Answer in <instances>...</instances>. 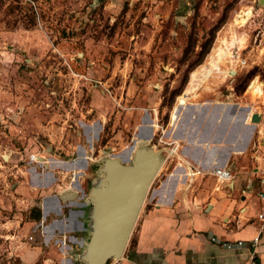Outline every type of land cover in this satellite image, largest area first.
<instances>
[{
    "label": "rangeland",
    "instance_id": "obj_1",
    "mask_svg": "<svg viewBox=\"0 0 264 264\" xmlns=\"http://www.w3.org/2000/svg\"><path fill=\"white\" fill-rule=\"evenodd\" d=\"M219 25L209 53L188 72L181 88L202 44ZM221 103V116L233 103L264 113L262 0H0V264H67L65 258L83 250L58 229L51 234L52 219L60 216L51 212L55 206L46 196L56 195L59 188H48V178L38 179L36 173L45 170L53 174L52 182L73 188L83 171L72 159H82L86 150L90 161L78 188L85 198L99 177L101 151L115 154L129 146L147 116L154 124L150 146L163 150L164 163L144 206L166 177L167 187L177 179L183 190L196 184L200 171L210 170L196 166L190 172L188 164L178 163L176 154L167 151L174 149L172 139L182 116L190 112L188 104ZM216 113L210 110L209 115ZM96 123L101 124L98 139ZM259 127L254 124L250 143ZM188 133L183 135L187 145L203 144V136L190 141ZM232 153L242 152L233 148ZM31 154L44 157L45 165L38 157V164L29 161ZM235 155L228 159L230 165ZM61 161L71 164L63 167ZM57 169L62 175L53 172ZM237 170L248 173L249 163L241 160ZM23 181L40 189L31 203L15 190ZM215 187L216 181H207L204 189ZM41 200L47 205L43 221L37 206ZM80 209L85 218L88 206L73 202L61 206V215ZM134 228L126 251L135 242ZM70 234L87 239L89 233Z\"/></svg>",
    "mask_w": 264,
    "mask_h": 264
},
{
    "label": "crops",
    "instance_id": "obj_2",
    "mask_svg": "<svg viewBox=\"0 0 264 264\" xmlns=\"http://www.w3.org/2000/svg\"><path fill=\"white\" fill-rule=\"evenodd\" d=\"M188 97L191 98L193 95L189 93ZM193 105L196 106H187L190 112L180 119L178 132L172 139L174 149L168 153L176 154L177 162L184 166L186 164L189 167L200 166L206 170L228 167L234 175L233 180L227 186V190L221 187H215L213 191L205 190V183L214 180L203 177L204 172L200 171L201 174L194 176H197L196 184L190 186L188 184L181 190L177 179L171 180L167 187L168 178L166 177L153 191V196L144 206L142 205L143 208L135 223L134 244L127 251L125 248L121 259L112 264H264V233L254 249L248 245L238 250H225L209 239L214 236L222 241L248 242L258 233L259 222L256 220V215L260 212L258 193L264 190V186L251 180L246 171L245 173L238 171L237 166L241 160H246L243 153L252 139L254 124L250 122L251 116L258 114L257 124L264 134V113L254 110V106L233 103L228 106L227 113L221 116L218 113L225 106L224 103L211 107L204 104ZM196 109L200 112H196ZM210 110L217 113L211 117ZM187 130L190 136L188 140L195 141L203 136V144L194 147L187 145L183 141L184 132ZM94 132H97V128ZM178 139L183 141V146ZM232 144L236 146L232 147ZM178 147L182 148L179 150ZM233 148L242 152L238 154L242 156V159L232 153ZM233 155L236 156L234 158L236 161L230 165L228 159ZM82 159L78 157L75 159L83 171V174L78 177L81 184L86 175L84 170L86 167ZM58 162L55 160V163ZM69 164L71 163L61 165L69 167ZM215 164L217 165L214 167ZM53 172L56 173L54 170ZM36 175L38 179L48 178V188L57 186L59 188L57 194L70 186L69 183L52 182L53 174L45 170ZM70 176L68 173L66 178ZM31 187L23 181L15 190L24 194V197L27 196L25 200L31 203L33 196L40 190ZM41 202L43 212L47 205L43 204L44 201L41 200ZM50 205L55 206L52 200ZM60 217L64 218L63 223L66 227L64 236L69 238L70 232L76 233L73 227L79 217L76 219L69 210Z\"/></svg>",
    "mask_w": 264,
    "mask_h": 264
},
{
    "label": "water",
    "instance_id": "obj_3",
    "mask_svg": "<svg viewBox=\"0 0 264 264\" xmlns=\"http://www.w3.org/2000/svg\"><path fill=\"white\" fill-rule=\"evenodd\" d=\"M190 105L196 106L193 104L188 106ZM182 108L183 105H180L179 110ZM258 121V114H253L252 124H257ZM153 125V119L146 116L138 126V133L132 138L129 146L115 154L111 153L110 149L101 151L102 154L96 161L98 166L96 171L99 177L91 182L85 198L83 192L80 193L78 190L80 187L78 177L83 174L82 172L77 174L73 188L62 190L56 195L46 196L52 199L55 207L51 212L57 216H61V206L71 204V202L79 203L80 207L88 206L89 208L85 218L82 209L69 210L76 219L79 217L73 227L74 231L81 233L87 230L89 234L87 239H77L74 235L69 236L68 239L79 242L83 250L80 254L65 258L67 264L75 262L106 264L110 259L114 261L121 259L150 186L163 163L161 158L163 150H155L150 146ZM96 126L97 132L94 136L98 139L101 124L96 123ZM140 131H145L146 134L139 135ZM88 141L89 148L92 149L93 140L88 138ZM205 144L208 147V144ZM82 157L86 167L87 161L90 160L85 150L82 152ZM40 202H37V206ZM46 215L47 213L42 212V221ZM63 219V217L52 219L51 234L54 235L56 229L64 233L66 227ZM55 224L58 228L52 227ZM59 241L65 244L64 239ZM70 254L72 255V252Z\"/></svg>",
    "mask_w": 264,
    "mask_h": 264
},
{
    "label": "built area",
    "instance_id": "obj_4",
    "mask_svg": "<svg viewBox=\"0 0 264 264\" xmlns=\"http://www.w3.org/2000/svg\"><path fill=\"white\" fill-rule=\"evenodd\" d=\"M238 65L240 67H243L245 65V61L240 60L238 62ZM258 134L259 135L257 136V138L254 139L249 144L248 148L243 153V157L249 163L248 174L251 176L250 179L257 181L259 182L260 185L264 186V134L261 132V130L258 131ZM40 158L41 157H39L36 154H31L28 159L29 161H32L38 164L37 161L40 160ZM76 158L72 159L73 162L75 161ZM40 161L41 163L39 164L45 165L43 163L44 162L43 158H41ZM61 162H64V161H61ZM64 163H68V161H65ZM56 174L62 175V172L59 169H57ZM202 176L216 181V188L227 187L234 178V175L232 174L231 169L228 167L217 168L212 171L204 172ZM61 179H63V177H61ZM258 199H259V204H260V212L257 213L256 220H258L259 222V227H258V233L253 239H251L248 242L243 241V240L222 241L218 239L217 237L211 236L209 238L210 241L219 245L221 248L225 250H238L246 246L248 247V245L249 247L254 249L256 245L258 244V242L260 241L261 235L264 233V190H261L258 193Z\"/></svg>",
    "mask_w": 264,
    "mask_h": 264
},
{
    "label": "trees",
    "instance_id": "obj_5",
    "mask_svg": "<svg viewBox=\"0 0 264 264\" xmlns=\"http://www.w3.org/2000/svg\"><path fill=\"white\" fill-rule=\"evenodd\" d=\"M221 25H219L218 27H215V29L212 31L211 35H210V38H208L207 40H205V42L202 44L201 46V49L198 53V60L195 62V64L189 66L188 70H187V73L184 75L182 81H181V88H183L187 82V74L188 72H193V68L199 64H201V62L203 61L204 57L209 53L210 49H211V46H212V43H213V40H214V37H215V32L219 29ZM200 66V65H199ZM193 70V71H192ZM181 92L180 91H177L175 92V95H178L179 93ZM180 96V95H179Z\"/></svg>",
    "mask_w": 264,
    "mask_h": 264
},
{
    "label": "bare ground",
    "instance_id": "obj_6",
    "mask_svg": "<svg viewBox=\"0 0 264 264\" xmlns=\"http://www.w3.org/2000/svg\"><path fill=\"white\" fill-rule=\"evenodd\" d=\"M144 134H146V132L145 131H140V133H139V135H144ZM167 152H171V150H168ZM121 158V157H120ZM163 163H164V160H163ZM162 163V164H163ZM217 169V168H216ZM212 170H215V169H211V170H209V171H212ZM38 207H42V202H40L39 203V206Z\"/></svg>",
    "mask_w": 264,
    "mask_h": 264
},
{
    "label": "flooded vegetation",
    "instance_id": "obj_7",
    "mask_svg": "<svg viewBox=\"0 0 264 264\" xmlns=\"http://www.w3.org/2000/svg\"><path fill=\"white\" fill-rule=\"evenodd\" d=\"M189 166V165H188ZM188 170L191 172V168L190 167H188Z\"/></svg>",
    "mask_w": 264,
    "mask_h": 264
}]
</instances>
